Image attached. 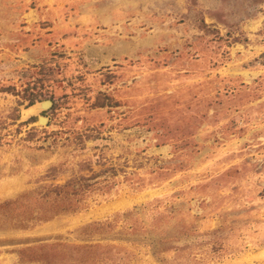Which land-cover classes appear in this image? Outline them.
Listing matches in <instances>:
<instances>
[{"label": "rangeland", "instance_id": "rangeland-1", "mask_svg": "<svg viewBox=\"0 0 264 264\" xmlns=\"http://www.w3.org/2000/svg\"><path fill=\"white\" fill-rule=\"evenodd\" d=\"M0 264H264V0H0Z\"/></svg>", "mask_w": 264, "mask_h": 264}, {"label": "bare ground", "instance_id": "bare-ground-1", "mask_svg": "<svg viewBox=\"0 0 264 264\" xmlns=\"http://www.w3.org/2000/svg\"><path fill=\"white\" fill-rule=\"evenodd\" d=\"M41 106H42V105H41ZM46 106H47V105H46ZM46 106H45V107H46ZM45 107H44V108H45ZM41 124H42V123H41Z\"/></svg>", "mask_w": 264, "mask_h": 264}]
</instances>
